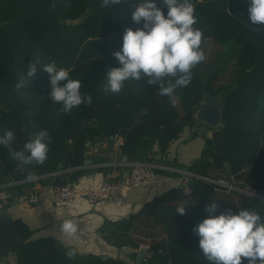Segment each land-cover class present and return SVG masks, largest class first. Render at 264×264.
I'll use <instances>...</instances> for the list:
<instances>
[{
  "label": "trees",
  "instance_id": "1",
  "mask_svg": "<svg viewBox=\"0 0 264 264\" xmlns=\"http://www.w3.org/2000/svg\"><path fill=\"white\" fill-rule=\"evenodd\" d=\"M140 2L121 0L101 8V0H0V134L13 129L16 150L23 149L31 131L46 129L53 138L40 166L22 167L0 146V183L7 177L16 182L7 187L10 200L50 176L56 186L74 184L88 170L87 143L120 136L127 162H165L184 172L156 168L158 174L179 175L180 183L151 197L129 217L107 223L108 237L117 246L136 249L129 254L133 264L143 243L151 246L145 264H210L193 229L208 218L205 209L213 200L219 205L215 215L225 209L264 215V31L256 34L251 28L250 0H192L206 59L193 69L191 84L173 98L158 96L157 86L146 84L137 92L131 81L119 94H107L105 74L119 66L112 53L121 50L127 28L142 27L131 19ZM155 2L166 15L162 0ZM37 50L81 81V92L93 98L90 107L82 104L57 117L60 106L51 103L49 76L40 68L31 86L19 92L14 88L17 74L26 71ZM205 93L221 95L222 125L203 135L197 158L180 163L169 149L195 124ZM62 161L67 170L58 173ZM188 173L194 179L189 190ZM179 203L189 205L185 215L175 213ZM20 230L23 240L13 248L17 264H132L96 253L73 258L57 238Z\"/></svg>",
  "mask_w": 264,
  "mask_h": 264
},
{
  "label": "clouds",
  "instance_id": "2",
  "mask_svg": "<svg viewBox=\"0 0 264 264\" xmlns=\"http://www.w3.org/2000/svg\"><path fill=\"white\" fill-rule=\"evenodd\" d=\"M120 3L121 0H101L100 7ZM162 3L167 8L166 15L155 0H141L134 7L131 19L142 27L127 28L121 50L112 53L119 66L107 70L105 93L119 94L125 82L131 81L135 82L137 92L146 84L157 86L158 96L173 98L178 89L191 84L193 69L206 59L202 49L204 33L195 27L198 23L196 5L192 0H162ZM248 15L253 32L264 31V0H250ZM38 68L49 76V98L53 105L60 106L57 117L71 113L82 104L92 105V96L81 92V81L71 78L69 70L58 67L55 61H48L40 50L28 62L26 71L17 74L14 88L19 92L31 86ZM29 126L22 131L27 132ZM15 140L13 129L6 128L0 134V146L22 167L43 165L53 143L46 129L29 132L22 150L13 148ZM30 178H35L34 174H30ZM188 206L179 203L175 213L185 215ZM218 208L213 200L205 209L208 218L193 229L205 259L210 264H264V215L251 209H225L215 215ZM60 231L74 237L79 225L65 219Z\"/></svg>",
  "mask_w": 264,
  "mask_h": 264
},
{
  "label": "crops",
  "instance_id": "3",
  "mask_svg": "<svg viewBox=\"0 0 264 264\" xmlns=\"http://www.w3.org/2000/svg\"><path fill=\"white\" fill-rule=\"evenodd\" d=\"M202 132V130L194 132L193 127H188L181 138L170 147L169 156L180 163H188L197 158L205 142ZM122 141V137L110 136L101 142L97 141L93 144L90 142L87 159L91 162L85 163L87 173L74 183L80 193L74 199L70 210L53 204L49 198L53 185L46 183V180L45 184L38 183L23 188V195L21 197L14 195L5 209L12 211L20 228H27L33 232V237H55L68 249L75 250L76 254L96 253L102 256L123 257L133 264L134 260L130 259L129 254L135 252L136 249L131 245L117 246L114 244L107 235L106 224L129 217L138 211L145 201L180 183L181 177L174 173H159L158 175L162 178L160 182L145 184L137 188L125 186L122 193L112 199L92 202L86 194L87 190L101 185L106 180L125 176L128 173L129 162L123 160ZM154 164L156 168L183 171L165 162ZM15 183L7 177L0 185L10 187ZM34 189L41 191L44 196L38 208H34L24 199ZM65 219L84 223L89 229V235L82 236L77 233L74 237L65 236L60 231V224ZM7 259L11 264H17L13 251Z\"/></svg>",
  "mask_w": 264,
  "mask_h": 264
},
{
  "label": "built area",
  "instance_id": "4",
  "mask_svg": "<svg viewBox=\"0 0 264 264\" xmlns=\"http://www.w3.org/2000/svg\"><path fill=\"white\" fill-rule=\"evenodd\" d=\"M120 136H115L119 138ZM128 173L125 176H118L115 179L106 180L101 185L93 187L86 191L88 198L92 202H98L101 200L112 199L122 193L125 186L140 187L145 184H155L162 180L161 176L156 172V165L149 162H129ZM192 173H188L187 181L191 178ZM189 190V187H188ZM80 193V191L74 186V184L67 183L61 186H52V191L49 194L50 200L55 206H61L70 210L74 199ZM44 196L38 189L32 190L28 195L24 197L34 208L41 206ZM10 195L7 191L6 185H0V209H5L6 205L10 202ZM79 225L78 234L82 236L89 235V229L84 223L76 220ZM140 247H144L147 251V255L151 252V246L149 243H143ZM0 264H11L6 258L0 257Z\"/></svg>",
  "mask_w": 264,
  "mask_h": 264
},
{
  "label": "water",
  "instance_id": "5",
  "mask_svg": "<svg viewBox=\"0 0 264 264\" xmlns=\"http://www.w3.org/2000/svg\"><path fill=\"white\" fill-rule=\"evenodd\" d=\"M224 102L219 93L210 94L205 93L204 98L198 108L195 118L196 122L193 125V131L202 130V135H207L212 129L218 128L222 125V109ZM93 124L97 121L93 120ZM90 142L87 143L89 145ZM66 155L63 156V159ZM124 161H128V156H123ZM90 159H86L85 163H90ZM58 173L64 171L63 161L58 164ZM55 178L50 176L46 178V183L54 185ZM194 183V179L190 178L187 181V186L191 187ZM23 240V236L20 230V224L17 222L14 213L10 210L0 209V257L8 258L13 248ZM67 254L71 257H76V251L68 249ZM147 256V251L144 247H140L139 253L135 264H145L144 260ZM104 259L109 258L108 255L102 256Z\"/></svg>",
  "mask_w": 264,
  "mask_h": 264
},
{
  "label": "rangeland",
  "instance_id": "6",
  "mask_svg": "<svg viewBox=\"0 0 264 264\" xmlns=\"http://www.w3.org/2000/svg\"><path fill=\"white\" fill-rule=\"evenodd\" d=\"M220 182H222L223 184H225L226 186H228V182L225 180H221ZM230 186V185H229ZM245 192H249L247 189H245Z\"/></svg>",
  "mask_w": 264,
  "mask_h": 264
}]
</instances>
